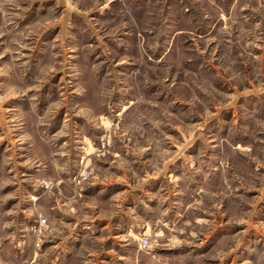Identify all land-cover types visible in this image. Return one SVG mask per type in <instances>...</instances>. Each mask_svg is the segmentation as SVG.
Masks as SVG:
<instances>
[{"label": "rangeland", "instance_id": "374dc122", "mask_svg": "<svg viewBox=\"0 0 264 264\" xmlns=\"http://www.w3.org/2000/svg\"><path fill=\"white\" fill-rule=\"evenodd\" d=\"M0 264H264V0H0Z\"/></svg>", "mask_w": 264, "mask_h": 264}, {"label": "built area", "instance_id": "2783aa9c", "mask_svg": "<svg viewBox=\"0 0 264 264\" xmlns=\"http://www.w3.org/2000/svg\"><path fill=\"white\" fill-rule=\"evenodd\" d=\"M46 184L48 185L49 183H48V182H46Z\"/></svg>", "mask_w": 264, "mask_h": 264}]
</instances>
